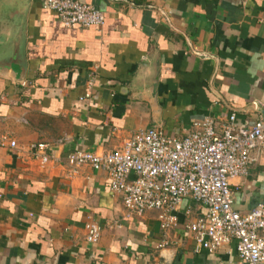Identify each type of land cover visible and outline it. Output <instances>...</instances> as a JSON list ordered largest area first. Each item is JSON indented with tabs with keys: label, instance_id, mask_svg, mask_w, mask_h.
Wrapping results in <instances>:
<instances>
[{
	"label": "crops",
	"instance_id": "obj_1",
	"mask_svg": "<svg viewBox=\"0 0 264 264\" xmlns=\"http://www.w3.org/2000/svg\"><path fill=\"white\" fill-rule=\"evenodd\" d=\"M104 13L102 28H66L40 0H0V46L26 26L24 83L0 77V264H243L236 244L195 252L186 226L207 209L183 202L180 227L165 237L158 214L127 216L107 176L72 172L67 156L121 148L140 130L184 138L213 118L252 127L264 103V0H77ZM159 72L153 105L150 81ZM92 100L81 101L89 92ZM48 145L50 162L29 146ZM248 175L231 180L235 211L264 204V150ZM191 208L192 215L185 212ZM102 238L86 242V225Z\"/></svg>",
	"mask_w": 264,
	"mask_h": 264
},
{
	"label": "built area",
	"instance_id": "obj_2",
	"mask_svg": "<svg viewBox=\"0 0 264 264\" xmlns=\"http://www.w3.org/2000/svg\"><path fill=\"white\" fill-rule=\"evenodd\" d=\"M44 9L57 14L66 28H102L104 13L77 0H40ZM89 92L81 101L92 100ZM260 119L250 128L238 130L232 115L221 132L213 118L196 123L195 131L180 139L157 128L140 130L115 151L95 154L77 151L67 156L72 172L83 167L104 173L110 192L119 195L127 216L156 212L165 237L158 246L166 248L167 237L180 227L184 200L191 199L207 209L205 218L186 226L195 244V252L214 253L235 242L243 264H264V204L242 215L233 208L231 180L248 175L252 151L264 150V103H256ZM0 148L16 150V140L0 134ZM32 157L43 165L50 162L48 145L29 146ZM191 208L185 212L192 215ZM86 242L96 245L103 229L97 223L86 225Z\"/></svg>",
	"mask_w": 264,
	"mask_h": 264
},
{
	"label": "water",
	"instance_id": "obj_3",
	"mask_svg": "<svg viewBox=\"0 0 264 264\" xmlns=\"http://www.w3.org/2000/svg\"><path fill=\"white\" fill-rule=\"evenodd\" d=\"M26 46V26L23 23L15 39L7 45L0 46V77L12 79L19 84L24 83L28 72ZM158 82L159 72L158 67H156L155 75L150 81L151 96L155 108L158 106L155 99Z\"/></svg>",
	"mask_w": 264,
	"mask_h": 264
}]
</instances>
